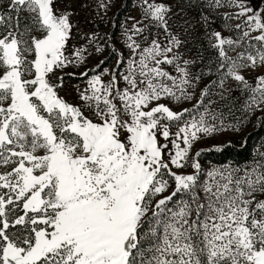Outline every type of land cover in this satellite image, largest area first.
<instances>
[{
  "label": "snow or ice",
  "instance_id": "1",
  "mask_svg": "<svg viewBox=\"0 0 264 264\" xmlns=\"http://www.w3.org/2000/svg\"><path fill=\"white\" fill-rule=\"evenodd\" d=\"M128 6L0 0V264H264V151L197 148L264 124V7Z\"/></svg>",
  "mask_w": 264,
  "mask_h": 264
},
{
  "label": "trees",
  "instance_id": "2",
  "mask_svg": "<svg viewBox=\"0 0 264 264\" xmlns=\"http://www.w3.org/2000/svg\"><path fill=\"white\" fill-rule=\"evenodd\" d=\"M123 2V0H121ZM120 5L113 9L117 12ZM132 10L131 0L126 10L120 11L117 20H123ZM104 31H109V26H102ZM211 55V53H208ZM229 141H224L219 147L222 151H205L202 161L206 164L221 165L227 162L234 164H244L251 161L257 149L264 151V124L258 123L253 117L252 122L246 123L241 130L233 137H228ZM210 149V148H209Z\"/></svg>",
  "mask_w": 264,
  "mask_h": 264
},
{
  "label": "rangeland",
  "instance_id": "3",
  "mask_svg": "<svg viewBox=\"0 0 264 264\" xmlns=\"http://www.w3.org/2000/svg\"><path fill=\"white\" fill-rule=\"evenodd\" d=\"M251 3L253 7H264V0H251ZM85 15H87V12H83L81 14V19H83V16ZM128 15H137V13L136 11L132 9ZM95 63H96V60L93 59L91 61V64H95ZM76 82L77 81L75 80L71 81L69 83V88L71 87V83H76ZM62 95H65L66 99H69L70 101L74 99V94L71 91H66V93H62ZM236 133L238 132L226 131V132L220 133L215 137V139H207L205 143L197 145V148L209 149V148H212L213 146H220L224 141H229V139H227L228 137H233L236 135ZM201 162L204 163L205 167L214 165V164H206L207 162H203L202 160Z\"/></svg>",
  "mask_w": 264,
  "mask_h": 264
}]
</instances>
